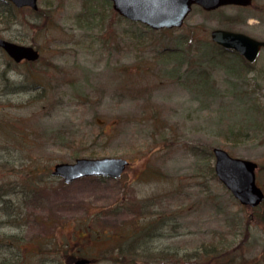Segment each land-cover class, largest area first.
Segmentation results:
<instances>
[{
	"label": "rangeland",
	"instance_id": "rangeland-1",
	"mask_svg": "<svg viewBox=\"0 0 264 264\" xmlns=\"http://www.w3.org/2000/svg\"><path fill=\"white\" fill-rule=\"evenodd\" d=\"M109 7H0V36L40 52L17 64L0 48V264H220L221 242L264 264V200L240 204L211 172L223 148L257 163L264 191V52L248 67L219 53L210 30L233 25L222 13L193 7L153 30ZM229 12L253 14L235 27L264 38V0ZM101 156L129 165L119 178L50 173ZM153 221L154 236L136 233Z\"/></svg>",
	"mask_w": 264,
	"mask_h": 264
},
{
	"label": "water",
	"instance_id": "water-1",
	"mask_svg": "<svg viewBox=\"0 0 264 264\" xmlns=\"http://www.w3.org/2000/svg\"><path fill=\"white\" fill-rule=\"evenodd\" d=\"M17 7L28 5L38 7L37 0H11ZM113 10L118 15L135 22H140L151 29L180 27L191 11L192 5L198 4L205 9H212L222 4L250 5L251 0H110ZM212 41L225 48L234 49L249 62L255 61L263 40H257L245 34L213 29ZM0 47L15 61L22 59L37 60L39 52L31 45L17 44L0 37ZM213 169L220 182L241 204L254 207L264 200V192L257 185L255 169L257 163L250 159L230 155L225 149L213 147ZM124 157H77L72 162H56L51 174L65 183L86 176H104L119 178L128 165ZM87 258H80L74 264L88 263Z\"/></svg>",
	"mask_w": 264,
	"mask_h": 264
},
{
	"label": "flooded vegetation",
	"instance_id": "flooded-vegetation-1",
	"mask_svg": "<svg viewBox=\"0 0 264 264\" xmlns=\"http://www.w3.org/2000/svg\"><path fill=\"white\" fill-rule=\"evenodd\" d=\"M253 1L254 0H251V4L250 5H238V4H222V5H219V6H216L212 9H205L203 8L202 6L198 5V4H195V5H192L191 7V10L193 9V7H197L198 10H203L204 12H215V13H222L224 16H225V19L227 20L228 24L231 23L233 24L231 27L230 26H226V25H222V24H218L216 27L212 28L210 30V32L213 30V29H223V30H228V31H233V32H238V33H242V34H245L249 37H253L257 40H263L264 41V38H260V37H257V36H254L240 28H236L235 27V24H238L240 26H247L250 21V19H253L254 18V15L253 14H243V16H236V14H231L229 11L230 10H245L246 8H248V6H251L253 4ZM107 2L109 3L110 5V8L112 9V5H111V1L110 0H107ZM37 3H38V0H37ZM3 5L6 7V9H10V10H5V11H16V10H20V9H29V10H33L34 12H36V10H38L39 8L37 7L36 9H33L32 7L28 6V5H24V6H21V7H17L12 1L10 0H0V7L3 8ZM254 8H258V7H254ZM113 10V9H112ZM258 10V9H256ZM227 15V16H226ZM236 17L238 19V22L239 23H236L233 18ZM224 21L222 19L221 16H217V22H222ZM1 37V36H0ZM3 38V37H1ZM8 40V39H6ZM11 41V40H9ZM14 42V41H13ZM213 44L216 46L218 52H222V53H232L234 54L235 56H237L238 58H240L243 63H244V66L248 67L251 65V63H254L256 61V59L258 58V56L261 55L262 52H264V46H261L259 48V51H258V55L255 59L254 62H249L248 60L245 59V57L243 55H241L239 52H237L236 50L234 49H230V48H225L223 46H221L220 44H218L217 42L215 41H212ZM17 43V42H15ZM17 44H22V45H31V44H24V43H17ZM32 46V45H31ZM1 48V47H0ZM36 48V47H35ZM37 49V48H36ZM38 50V49H37ZM39 51V50H38ZM8 56V55H7ZM40 57V56H39ZM8 58L11 59L10 56H8ZM12 60V59H11ZM13 61V60H12ZM27 60H21L19 62H15L13 61L14 63H17V64H20L22 62H25ZM29 62V61H28ZM251 208H255V207H251ZM168 221L170 222V219L169 217L167 216H164L163 217V221L161 222L163 224V229H164V226L168 223ZM160 222H156V221H153L151 223H148L145 227H143L142 230H139L137 231L136 233L137 234H141V233H146L149 237L151 236H154L155 235V232L158 228V226L161 224ZM153 224V226H152ZM151 227V228H150ZM165 234L167 233V231L164 232ZM161 235H163L162 233H160ZM158 237H162V236H158ZM225 244L227 243H223L221 242V248L219 249L220 251L222 250L223 252L221 253V256L219 259H217L218 262H220V264L222 262H225L227 261V264H249L248 262V258H246L245 254V249L244 248H241L239 246H230V247H226ZM166 249V248H165ZM168 249V248H167ZM220 255V254H219ZM241 255H243V259L241 258ZM217 256L216 253H213L212 252V255H211V259H215ZM79 258H74V260H78ZM89 260V259H88ZM209 261V259H207ZM216 260V259H215ZM74 261V263H75ZM91 261L89 260V263L90 264Z\"/></svg>",
	"mask_w": 264,
	"mask_h": 264
},
{
	"label": "trees",
	"instance_id": "trees-1",
	"mask_svg": "<svg viewBox=\"0 0 264 264\" xmlns=\"http://www.w3.org/2000/svg\"><path fill=\"white\" fill-rule=\"evenodd\" d=\"M110 6V5H109ZM110 8V7H109ZM90 11V10H89ZM111 12H114L113 10H110ZM100 17L101 18H103V16L102 15H100ZM131 22V21H130ZM174 55H177V54H174ZM211 172L214 174V172H213V170H212V168H211ZM4 192H1L0 191V214H1V212H2V210H3V207H4V203H5V200H4ZM152 226H153V224H152ZM151 228V227H150ZM132 235L134 234V232H132L131 233ZM8 242V241H7ZM212 252L213 253H215V251H214V248H212V250H210V251H207V250H205V251H203V257H204V259H206V257L207 258H211V255H212ZM193 258H196V257H193Z\"/></svg>",
	"mask_w": 264,
	"mask_h": 264
}]
</instances>
